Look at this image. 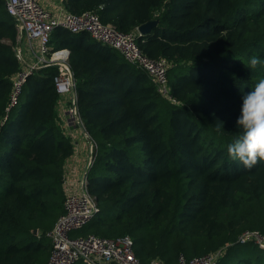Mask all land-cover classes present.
Returning <instances> with one entry per match:
<instances>
[{
	"label": "trees",
	"instance_id": "16d2710c",
	"mask_svg": "<svg viewBox=\"0 0 264 264\" xmlns=\"http://www.w3.org/2000/svg\"><path fill=\"white\" fill-rule=\"evenodd\" d=\"M64 5L75 15L95 13L124 34L158 20L136 44L148 59H166L175 101L118 51L87 33L54 30L49 44L69 51L79 115L96 154L88 180L98 214L71 236H129L144 264L217 251L214 264H253L234 248H258L237 243L243 231L264 233V162L248 170L227 149L240 135L242 95L264 79V0ZM16 37L0 0V264H47L46 234L64 213V163L74 145L57 122L55 65L33 72L6 111L19 69ZM253 56L262 61L254 69ZM230 249L243 257L230 261Z\"/></svg>",
	"mask_w": 264,
	"mask_h": 264
},
{
	"label": "built area",
	"instance_id": "2783aa9c",
	"mask_svg": "<svg viewBox=\"0 0 264 264\" xmlns=\"http://www.w3.org/2000/svg\"><path fill=\"white\" fill-rule=\"evenodd\" d=\"M5 10L15 23L17 44L14 47L19 69L12 77L9 112L17 106L27 78L39 68L53 64L57 68L54 77L56 93L59 96L57 111L64 118V123H76L82 131L88 145L92 142L80 118L77 106L76 79L69 64V51H52L50 39L55 29L60 28L72 34L87 33L92 39L118 51L127 62L143 70L156 85L157 92L175 102L170 96L167 79L169 67L166 59H148L136 44L140 36L136 30L131 34L119 32L111 24H102L97 14L85 12L72 14L62 8L53 13L46 9L41 0H4ZM70 102V107L67 106ZM61 109V111H59ZM93 149L95 148L94 143ZM72 156V155H71ZM71 156L64 163L62 187L64 192V213L57 219L53 228L46 234L51 243L47 264H144L133 252V241L129 236L109 239L96 235L73 238L72 233L86 227L98 214L95 196L89 191L88 173L95 162V151L84 153V161L76 172L77 159ZM73 169L70 170V168ZM237 243L252 244L264 250V233L258 230H246L239 234ZM222 255L217 251L202 257L187 260L180 256L177 264H214ZM146 264H163L153 259Z\"/></svg>",
	"mask_w": 264,
	"mask_h": 264
},
{
	"label": "clouds",
	"instance_id": "9594fccd",
	"mask_svg": "<svg viewBox=\"0 0 264 264\" xmlns=\"http://www.w3.org/2000/svg\"><path fill=\"white\" fill-rule=\"evenodd\" d=\"M261 59L253 56L248 67L256 68ZM240 115L236 126L240 135L228 146L231 159L239 161L251 170L258 162H264V79L241 97Z\"/></svg>",
	"mask_w": 264,
	"mask_h": 264
},
{
	"label": "rangeland",
	"instance_id": "374dc122",
	"mask_svg": "<svg viewBox=\"0 0 264 264\" xmlns=\"http://www.w3.org/2000/svg\"><path fill=\"white\" fill-rule=\"evenodd\" d=\"M66 104L68 107H70L71 105L70 102H67ZM59 111H61V109ZM61 116L62 115L60 114V112H58V117H59L57 120L58 125L61 131L69 138L71 143L75 146V151H91V150L93 151L94 149H93V144H91L92 142H90V145H88V141L86 140V138H84L82 131L77 127L76 123H72L70 125L63 124L64 122L61 119ZM91 223H93V221L90 222L87 225V227ZM247 249H248V246H237L234 248V250H236L238 254H249L250 256L249 259L252 260L253 264H264V251L263 250H260L259 248H252V250L246 252ZM234 250L230 249V255H231L229 257L230 261L232 259L233 261L234 260L236 261L243 257V255L232 254ZM226 260L227 259H220L218 264H225Z\"/></svg>",
	"mask_w": 264,
	"mask_h": 264
},
{
	"label": "crops",
	"instance_id": "0c3cea01",
	"mask_svg": "<svg viewBox=\"0 0 264 264\" xmlns=\"http://www.w3.org/2000/svg\"><path fill=\"white\" fill-rule=\"evenodd\" d=\"M41 1H42L43 6L53 13H56L57 11H59L65 7L64 0H41ZM61 119L64 121L63 117H61ZM85 152H88V151H75V146H74V151H73L71 158L75 157L77 159V162H76V169H75L76 172L75 173L73 172L71 178L77 177L78 169L81 168V164L84 161V153ZM71 169H73V165H72V168H70V170ZM75 264H86V263L84 261H78Z\"/></svg>",
	"mask_w": 264,
	"mask_h": 264
},
{
	"label": "water",
	"instance_id": "95a60500",
	"mask_svg": "<svg viewBox=\"0 0 264 264\" xmlns=\"http://www.w3.org/2000/svg\"><path fill=\"white\" fill-rule=\"evenodd\" d=\"M158 25V20L149 21L137 28V31L140 36H144L151 32L152 28L156 27ZM33 235H37V230L32 231Z\"/></svg>",
	"mask_w": 264,
	"mask_h": 264
}]
</instances>
